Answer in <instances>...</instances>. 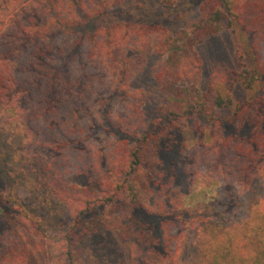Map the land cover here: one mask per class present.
Instances as JSON below:
<instances>
[{
  "label": "trees",
  "instance_id": "16d2710c",
  "mask_svg": "<svg viewBox=\"0 0 264 264\" xmlns=\"http://www.w3.org/2000/svg\"><path fill=\"white\" fill-rule=\"evenodd\" d=\"M144 1L0 0V264H97L83 242L99 233L149 264H264V0H202L174 33L130 26ZM225 29L236 66L202 89L195 48ZM150 53L159 101L143 106L127 87ZM189 117L209 141L178 153ZM183 175L219 182L214 198L186 205ZM41 199L64 210L57 229Z\"/></svg>",
  "mask_w": 264,
  "mask_h": 264
},
{
  "label": "rangeland",
  "instance_id": "374dc122",
  "mask_svg": "<svg viewBox=\"0 0 264 264\" xmlns=\"http://www.w3.org/2000/svg\"><path fill=\"white\" fill-rule=\"evenodd\" d=\"M175 3L171 10L165 11L162 9L159 0H145L143 5L152 10V14L149 19L146 20H133L134 25H130L132 28H139L147 25L148 27L160 26L165 30L174 33L180 28H188L190 24L197 18L199 14V7L202 0H174ZM132 6L127 7L132 12ZM175 7V8H174ZM141 19V18H140ZM116 22V21H115ZM117 23V22H116ZM133 24V23H131ZM143 24V25H142ZM241 36L239 33H235L229 29L222 30L216 35H213L206 39L204 42L196 46L195 51L197 57L200 59L199 67V82L200 88H206L211 77L218 72L232 70L236 66L235 48L239 42H241ZM145 58V59H144ZM143 63L133 73L128 82V91L142 90L147 97V102L143 106H155L159 101V97L156 96V90L154 86V73L156 66L161 61V58L153 53L143 56ZM248 94L246 89L236 86L233 94V101L238 102ZM150 100V101H149ZM121 101L120 104H124ZM111 104L108 101L107 107ZM18 130V129H17ZM11 131V135L8 136V140L11 139L13 147H10V153L8 157L15 158V155L20 151L18 144L14 143L13 136H18L17 132L20 130ZM240 132V130H239ZM177 138L175 142V148L178 153L182 152L183 148H190L199 145L201 140L204 144H208V138L206 133L203 137V129L194 127L193 118H186L179 125L176 132ZM20 136V135H19ZM203 137V138H202ZM19 148V149H18ZM18 150V152H17ZM44 152V151H43ZM173 153V151H172ZM13 154V155H11ZM174 160V155L170 158ZM169 159V160H170ZM189 163V162H188ZM186 164V162H184ZM9 174H14L19 169V164L16 161H10L7 163ZM169 166V165H168ZM170 167V166H169ZM182 172V169H179ZM184 171V170H183ZM184 177H176L175 186L180 194L183 196L184 203L186 205H194L199 202H208L216 195V188L219 186V182L209 180L208 177H203L197 180L190 181V179ZM22 187L24 189L29 188V182L26 179L22 180ZM37 202V199L36 201ZM44 208L42 209L43 215L50 221L52 229H57L61 221L65 222L64 210L57 206H49L43 199L39 201ZM36 204H33V206ZM36 207V206H34ZM33 208V207H32ZM34 213H41V209L37 207L32 209ZM258 219L254 217L251 220L252 225H256ZM86 259L88 262L97 264H149L147 262V255L144 251L139 253L137 248H134L128 243L119 240L113 234H102L92 237L83 242Z\"/></svg>",
  "mask_w": 264,
  "mask_h": 264
}]
</instances>
